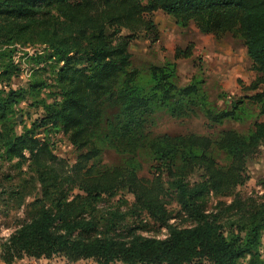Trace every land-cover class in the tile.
Listing matches in <instances>:
<instances>
[{
    "label": "trees",
    "instance_id": "16d2710c",
    "mask_svg": "<svg viewBox=\"0 0 264 264\" xmlns=\"http://www.w3.org/2000/svg\"><path fill=\"white\" fill-rule=\"evenodd\" d=\"M158 11L178 27L193 23L215 41L226 35L242 41L257 74L245 89L255 92L247 105L257 109L255 119L261 117L246 133L152 134L160 113L174 120L201 114L209 127L251 118L243 100L228 110L211 108L199 79L176 84L175 61L191 58V43L145 73L131 66V41L140 35L158 41L152 19ZM28 47L42 48L29 57L42 68L25 87L13 88L12 78L20 74L14 58L18 48ZM44 68L50 81L37 76ZM263 84L264 0H0V157L19 169L26 165L31 175L1 190L0 198L6 196L1 201L23 210V218L0 244V261L264 264V195L242 208L234 199L247 180L248 163L264 145V90L256 92ZM44 92L49 101L41 97ZM22 103L42 114L17 133L15 113ZM49 133H61L74 148L69 169L53 153ZM105 149L123 162L101 165ZM140 157L150 163V179L139 177ZM30 187L39 197L26 204ZM120 193L133 198L125 213L99 211ZM170 196L177 216L190 226L170 224L165 203ZM209 196L233 201H218L208 211ZM235 210L237 215L222 220ZM128 216L138 224L121 226ZM150 223L163 229V238L144 235Z\"/></svg>",
    "mask_w": 264,
    "mask_h": 264
},
{
    "label": "rangeland",
    "instance_id": "374dc122",
    "mask_svg": "<svg viewBox=\"0 0 264 264\" xmlns=\"http://www.w3.org/2000/svg\"><path fill=\"white\" fill-rule=\"evenodd\" d=\"M152 19L159 31L158 41L153 42L151 40L152 36L140 35L137 39L130 42L129 53L131 54V66L133 68L145 73L150 64L156 65L172 61L176 49H185L191 43L193 44L191 58L175 61L177 66L176 84L181 87L187 85L194 78L199 79L202 81L201 88L207 94L211 108L216 111L228 110L232 102L243 100L246 103L247 114L249 113L251 117L244 122L226 121L222 125L209 127L201 114L188 120H174L168 115L160 113L153 119L152 134L178 135L194 133L214 137L220 131L228 129L244 134L252 127L255 120H261V117L255 119L258 113L257 109L249 103L250 106L247 105V101H249L247 97L255 92L245 89L257 78V74L253 71L251 62L246 55L245 47L239 38L226 35L220 41H215L211 35L201 34L193 23H190L187 28L178 27L171 16L159 11L153 13ZM41 49L40 47L18 48L14 62L20 70V74L12 78L10 85L13 88L25 87L30 80V75L37 69L42 68V66L38 67L29 60L31 55L40 53ZM44 71H39L37 76L45 81H50L47 69L44 68ZM263 90L264 84L260 85L256 92ZM45 93L41 97L49 101L46 97L47 93ZM41 114V109H34L24 103L20 104L15 113L16 132L19 133L23 127L30 128ZM48 138L49 142L54 145L53 153L58 159L63 160L66 169H69L76 157L74 148L71 147L67 138L61 133H49ZM214 156L219 164L225 163V158L222 154L214 153ZM123 160L124 158L113 150L105 149L101 156V165L106 167L116 166L121 164ZM15 163V161L7 162L0 157V195L2 193L1 190L4 191L9 189V187H15L22 183L23 179H30L31 175L27 172L26 165L19 169ZM140 164L139 177L150 179L149 161L144 157H140ZM57 166L56 168L59 170L61 166ZM246 176L245 184L236 189L234 197L235 200L240 202V207L249 199L259 202L261 196L264 195V145L260 147L258 154L248 163ZM28 190H30L32 195L25 199L26 204L30 203L33 198L39 197L38 190L35 188L30 187ZM5 198V195L0 198V244L7 240L23 218V210H16L13 204L10 205V203L9 206L5 205L1 201L2 199L5 200ZM132 201V196L127 193H120L116 197L106 199L104 203L100 204L99 211L118 210L121 213H125ZM206 201L208 211H210L214 209L218 201L228 205L233 201V198L216 200L209 196ZM165 203L173 217L170 224L184 227L190 226L188 222H185L184 217L177 216L179 209L171 196L165 199ZM237 214L238 211L236 210L232 213L222 214V220L233 218ZM137 221L135 218L128 216L121 223V226L137 225ZM149 227L151 232L143 233L144 235L158 236L160 238L165 235L163 229H156L152 223L149 224ZM242 264H244L243 260Z\"/></svg>",
    "mask_w": 264,
    "mask_h": 264
},
{
    "label": "crops",
    "instance_id": "0c3cea01",
    "mask_svg": "<svg viewBox=\"0 0 264 264\" xmlns=\"http://www.w3.org/2000/svg\"><path fill=\"white\" fill-rule=\"evenodd\" d=\"M0 264H3V263L0 261ZM13 264H96V263L92 260H81L75 263H68L64 258L54 257L48 260L24 259V260L16 261ZM115 264H121V263H115ZM193 264H200V263H193ZM201 264H205V263H201Z\"/></svg>",
    "mask_w": 264,
    "mask_h": 264
},
{
    "label": "built area",
    "instance_id": "2783aa9c",
    "mask_svg": "<svg viewBox=\"0 0 264 264\" xmlns=\"http://www.w3.org/2000/svg\"><path fill=\"white\" fill-rule=\"evenodd\" d=\"M164 237V236H163Z\"/></svg>",
    "mask_w": 264,
    "mask_h": 264
}]
</instances>
